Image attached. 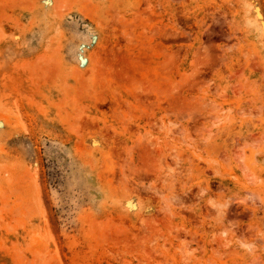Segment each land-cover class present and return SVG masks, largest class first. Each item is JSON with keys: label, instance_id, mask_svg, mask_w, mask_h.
Masks as SVG:
<instances>
[{"label": "rangeland", "instance_id": "rangeland-1", "mask_svg": "<svg viewBox=\"0 0 264 264\" xmlns=\"http://www.w3.org/2000/svg\"><path fill=\"white\" fill-rule=\"evenodd\" d=\"M0 264H264V0H0Z\"/></svg>", "mask_w": 264, "mask_h": 264}]
</instances>
